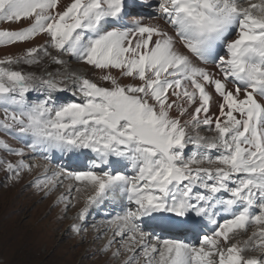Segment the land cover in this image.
<instances>
[{"label":"snow or ice","instance_id":"6c2138e0","mask_svg":"<svg viewBox=\"0 0 264 264\" xmlns=\"http://www.w3.org/2000/svg\"><path fill=\"white\" fill-rule=\"evenodd\" d=\"M22 21L0 47L46 39L0 59L6 179L71 159L33 185L83 194L76 235L106 210L109 264H264V0H0Z\"/></svg>","mask_w":264,"mask_h":264},{"label":"rangeland","instance_id":"374dc122","mask_svg":"<svg viewBox=\"0 0 264 264\" xmlns=\"http://www.w3.org/2000/svg\"><path fill=\"white\" fill-rule=\"evenodd\" d=\"M23 24H25L23 21L21 24L5 23L0 27L16 29ZM45 39L41 36L28 44L0 47V59L7 55H19L27 47L43 44ZM18 67H23L26 71L39 72L38 68L23 65ZM72 67L98 82V70L75 62ZM58 95L64 99H73L70 93ZM4 139L13 147L21 146L11 137ZM0 156L12 162L18 159L3 152H0ZM29 157L34 158L29 159L28 163L35 165V161H38L41 165L34 167L30 173H24L18 182L8 181L6 179L8 173L0 170V264H109L110 254L105 255L100 251L106 239H97L106 228L102 223L107 217L106 210L94 209L97 212H93V209H90L87 230L81 235L72 233L70 226L74 223L76 213L83 206V194L69 193L66 186L57 188L47 196L38 191L33 182L45 174V167L50 175L63 163L53 160L46 163L42 156L32 153H29ZM61 195L76 197L78 200L76 207L69 206L65 210V204L59 202ZM93 224L100 225L99 231L92 226Z\"/></svg>","mask_w":264,"mask_h":264},{"label":"bare ground","instance_id":"6f19581e","mask_svg":"<svg viewBox=\"0 0 264 264\" xmlns=\"http://www.w3.org/2000/svg\"><path fill=\"white\" fill-rule=\"evenodd\" d=\"M70 2V0H62V4L63 3H69ZM10 49V48H9ZM78 69H79V67H77ZM80 70V69H79ZM217 109H216V107H215V105H213V108H212V111L213 112H215ZM58 159L59 158H54L53 159V161H58ZM66 161V163L67 164H69L70 163V165H74V162L71 160V159H68V160H65ZM35 165H41V163L40 162H38V161H35V163H34ZM81 195V194H80ZM81 197V196H80ZM83 198V197H82ZM81 200V199H80ZM83 200V199H82ZM93 209V212L95 211V212H97L99 209L98 208H92ZM91 209V210H92ZM94 209H96V210H94ZM94 214V213H93ZM107 215V214H106ZM237 239H240V240H243V239H246V238H242V236L241 237H238Z\"/></svg>","mask_w":264,"mask_h":264}]
</instances>
